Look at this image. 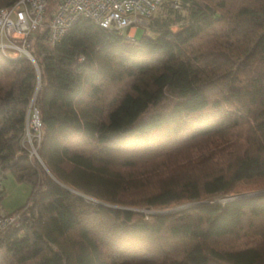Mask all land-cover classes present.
I'll use <instances>...</instances> for the list:
<instances>
[{"label":"trees","instance_id":"trees-1","mask_svg":"<svg viewBox=\"0 0 264 264\" xmlns=\"http://www.w3.org/2000/svg\"><path fill=\"white\" fill-rule=\"evenodd\" d=\"M177 1L133 41L81 18L0 50V172L31 186L0 264H264V192L204 202L264 180V0Z\"/></svg>","mask_w":264,"mask_h":264},{"label":"built area","instance_id":"built-area-1","mask_svg":"<svg viewBox=\"0 0 264 264\" xmlns=\"http://www.w3.org/2000/svg\"><path fill=\"white\" fill-rule=\"evenodd\" d=\"M164 0H60L50 12L51 0H17L13 5L0 7V50L10 58L30 53V37L45 24L47 39L58 42L79 19L86 18L99 26L117 31L133 41L138 27L146 26L148 18ZM172 6L178 7L173 0ZM49 13V14H47ZM39 136L37 110L31 113ZM29 119V117H28ZM27 119V121H28ZM31 153L36 154L35 149ZM3 175L0 172V190ZM22 211L7 212L0 205V232L17 225Z\"/></svg>","mask_w":264,"mask_h":264},{"label":"rangeland","instance_id":"rangeland-1","mask_svg":"<svg viewBox=\"0 0 264 264\" xmlns=\"http://www.w3.org/2000/svg\"><path fill=\"white\" fill-rule=\"evenodd\" d=\"M161 10V7H158L157 10L154 12V15H157L159 11ZM179 28L178 25H173L172 30H177ZM143 34H151L149 29L146 26L138 27L135 31V38L140 39ZM29 115V114H28ZM38 139V132L36 130V127L34 125V122L32 121V116L30 114V117L26 124V134H25V141L28 143V147L30 150H34L35 146V138ZM246 138V135L241 138V145L244 143ZM215 149V148H214ZM231 151L230 149H225L220 154L214 155V162H221L223 160V154L225 152ZM199 152H194V156H197ZM34 157L38 158L37 154H34ZM2 197L0 199V205L3 207V209L7 212H12L18 207L24 205L30 195L31 192V186L26 182H18L14 178V176L10 172H5L2 179ZM264 192V180H252L247 182H240L238 183L233 191L225 193V194H214L213 196L207 197L204 202H225L229 199L236 198L238 196H244V195H250V194H257V193H263ZM195 203H182L173 205L170 207H166L163 209H136L139 210L145 214H151V213H157V212H169V211H175L177 209L193 205ZM160 210V211H159ZM242 236V237H241ZM239 239L237 240L236 245L239 246L245 245L246 242L251 243V239L247 235H241Z\"/></svg>","mask_w":264,"mask_h":264},{"label":"crops","instance_id":"crops-1","mask_svg":"<svg viewBox=\"0 0 264 264\" xmlns=\"http://www.w3.org/2000/svg\"><path fill=\"white\" fill-rule=\"evenodd\" d=\"M2 189H3V187H2Z\"/></svg>","mask_w":264,"mask_h":264}]
</instances>
